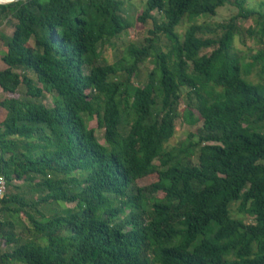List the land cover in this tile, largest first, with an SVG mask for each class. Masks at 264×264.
Wrapping results in <instances>:
<instances>
[{
  "label": "trees",
  "instance_id": "obj_1",
  "mask_svg": "<svg viewBox=\"0 0 264 264\" xmlns=\"http://www.w3.org/2000/svg\"><path fill=\"white\" fill-rule=\"evenodd\" d=\"M131 1L0 5V27L12 29L0 32V244L13 247L0 264H264V84L247 79L256 67L264 74V7L141 0L132 22L123 8ZM225 5L236 14L218 37L200 38L195 23L179 35L184 18L214 17ZM250 18L262 47L244 63L235 21ZM148 21L144 44L103 64L107 41ZM179 117L200 126L169 147ZM234 203L249 223L232 218ZM13 216L26 220L25 242Z\"/></svg>",
  "mask_w": 264,
  "mask_h": 264
},
{
  "label": "rangeland",
  "instance_id": "obj_2",
  "mask_svg": "<svg viewBox=\"0 0 264 264\" xmlns=\"http://www.w3.org/2000/svg\"><path fill=\"white\" fill-rule=\"evenodd\" d=\"M233 1V0H230ZM264 7V0H245V8L247 9H253V10H260ZM124 11H125V17H128L132 22L134 21V18L143 10L144 8V1L141 0H134L131 2H124ZM236 14V9L232 5H225L222 8H219L217 10V13L214 17L210 16H202L197 19L189 20L187 18H184L183 21L179 24L177 27V31L179 35L182 37L185 30L193 23L199 24L202 26V32L199 35L200 38L208 39V38H215L220 35V32L218 31L219 26L226 24L230 17L234 16ZM152 15L160 19V16L158 13L154 12ZM235 25L239 31V34L235 37L234 40V49L237 51V53L243 57L244 63L248 62V58L250 55L255 53L257 50L261 49L262 47V41L260 39V35L258 34V27L255 24V20L250 19H238L235 21ZM152 29V23L148 21L145 25L136 24L134 23L133 27L129 29L127 32L122 33L121 35L117 36L116 38L111 39L110 41H107L105 46L103 47L102 52V59L103 64H113L114 62L118 61L122 57H125V50L130 45H142L144 44V41L146 38H148V31ZM12 29L10 27H5L2 25L0 27V32L4 33L5 35H9L11 33ZM254 32L253 34H249L250 32ZM165 43V40L162 36H160L159 41L157 43V46L162 51H165V48L163 44ZM207 50L206 52H209ZM203 53V52H202ZM1 57V54H0ZM5 66L0 61V70H3ZM154 68V64L151 59L144 62L142 65H139L138 68V77L134 79V83L138 84L139 86H144L147 82V75L148 73ZM248 81L253 84H264V74L260 75L258 72V68L252 70V72L247 77ZM20 92H23V89L20 90ZM182 98L180 102L179 111L181 113L184 104L186 102L184 91L182 93ZM4 97L2 91L0 90V99ZM41 103H43L46 106H51V97L46 95L44 99L41 100ZM200 126L197 125L195 127H190L187 124L183 122L182 117H179L176 119L174 124V134L173 137L170 139L168 146L169 147H177L180 143H187L188 137L194 135L196 132V129ZM89 129L95 130V137L98 140L99 143L104 144L103 140V130L97 128L95 120H92L88 123ZM191 162L193 164L196 163V155L194 154L191 158ZM156 181V177H150L146 179H142L137 181V185L140 187H145L153 182ZM6 194V193H5ZM31 194V193H28ZM27 198L28 195H26ZM32 198V197H30ZM62 207H66L67 205H61ZM70 207V206H69ZM239 207V203H234L231 206V216L234 219H243L246 223H249L251 220L248 217H244L242 214L238 213L237 209ZM61 208V207H59ZM13 222H21L25 227H21V225H18L15 227V231L17 234H20L22 239L21 241H26L31 235L28 233V225L26 223V220L22 217H15L11 219ZM2 244H0L1 247ZM12 249L13 247H7L6 249L0 248V253H4ZM3 249V250H2ZM12 264H22L14 262Z\"/></svg>",
  "mask_w": 264,
  "mask_h": 264
},
{
  "label": "built area",
  "instance_id": "obj_3",
  "mask_svg": "<svg viewBox=\"0 0 264 264\" xmlns=\"http://www.w3.org/2000/svg\"><path fill=\"white\" fill-rule=\"evenodd\" d=\"M6 193V187H5V182L2 178H0V199L3 198V196Z\"/></svg>",
  "mask_w": 264,
  "mask_h": 264
},
{
  "label": "water",
  "instance_id": "obj_4",
  "mask_svg": "<svg viewBox=\"0 0 264 264\" xmlns=\"http://www.w3.org/2000/svg\"><path fill=\"white\" fill-rule=\"evenodd\" d=\"M27 0H4L3 2H0V5H6L14 2H25Z\"/></svg>",
  "mask_w": 264,
  "mask_h": 264
},
{
  "label": "crops",
  "instance_id": "obj_5",
  "mask_svg": "<svg viewBox=\"0 0 264 264\" xmlns=\"http://www.w3.org/2000/svg\"><path fill=\"white\" fill-rule=\"evenodd\" d=\"M0 248H3V249L5 248V249H6L7 247H6L5 245H2ZM3 249H2V250H3Z\"/></svg>",
  "mask_w": 264,
  "mask_h": 264
},
{
  "label": "bare ground",
  "instance_id": "obj_6",
  "mask_svg": "<svg viewBox=\"0 0 264 264\" xmlns=\"http://www.w3.org/2000/svg\"><path fill=\"white\" fill-rule=\"evenodd\" d=\"M4 0H0V2H3Z\"/></svg>",
  "mask_w": 264,
  "mask_h": 264
}]
</instances>
